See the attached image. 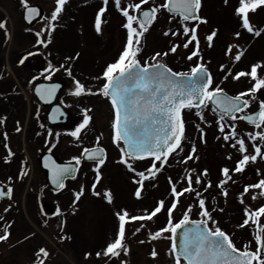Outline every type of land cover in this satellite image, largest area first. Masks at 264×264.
<instances>
[{"label":"rangeland","instance_id":"374dc122","mask_svg":"<svg viewBox=\"0 0 264 264\" xmlns=\"http://www.w3.org/2000/svg\"><path fill=\"white\" fill-rule=\"evenodd\" d=\"M0 1L4 2L0 12L3 13L4 18H7L9 33V39L5 40L6 45L1 53L2 63L7 67L5 70L9 71L8 66H13L14 61L21 53L27 54L34 51L37 56H33L30 60L34 61L39 57L45 59L49 64H51L50 57L53 56L51 54L53 50L56 55L65 50L75 53L74 55L77 57L73 59L70 56L72 60H67V62L71 66L79 62L83 70H73L70 83L71 96L67 101L73 115L84 117L87 114L92 118L90 128H93V134L101 138V144L107 151V161L100 168L99 182H96V172L94 171L97 164H81V174L69 186V193L66 191L67 195L64 198L26 200L28 188L33 189L35 191L33 194H35L37 191L43 192L42 186L44 185L35 168L31 174L29 173L30 176L27 177L24 186H19L17 189L18 205L16 209L19 207V210L8 214L5 225L0 227V235H3L6 226L11 225L7 229L10 233L8 240L0 242V264H37V253L41 248L46 249L49 253V256L44 258V264H174L171 241L164 238L156 240L150 238L151 234L165 227H157V221L168 220L166 211H162L151 221H135L126 224L127 248L129 249L127 255L122 252L119 257H105L104 255L97 257L96 253H102L108 243L115 238L118 230V220L115 216L117 211L127 209L131 215H143L145 210L155 208L160 200L165 201V209H167L173 200L169 178L178 190L182 189L187 186L185 177L189 171L195 180L197 175L207 170L208 175L201 176V183L198 185L193 183V188L199 192L206 187L208 182H211L212 186L208 191L217 195L229 212L226 214V220L220 219V226L234 239L235 245L238 248L245 244L256 246L254 239L257 231L256 225L250 220L248 225L241 228L239 225L242 223H239L238 216L241 213L246 216L244 215L246 210L255 212L260 207H264V190L249 188L247 192L244 191V186L255 185L264 179V156L258 157L255 162L250 161L242 173L235 172L234 163L239 162L242 154L238 151V146L233 148L230 144H225L226 141L223 137L217 134L215 128L219 127L218 115L216 116L206 109L203 111L204 119L202 121L194 111L183 113V121H187L188 126L186 140L182 145L183 152L175 153L171 157L168 163L163 166V170L158 174L156 180L145 181L141 194L142 199H137L134 193L138 185L133 181L138 177L129 172L124 165L118 163L120 151L109 141V126L113 113L104 101L107 98L100 95H73L78 80L85 84V89L98 92L104 81L102 75L106 66L115 62L123 50L126 31L122 25L125 20L116 10L114 0H109L107 11L102 17L104 21L102 34H97L94 24L100 8L104 7L103 0H68L63 13L56 21L54 30L56 32H50L51 43H48L50 30L46 31V29H49L51 15L56 8V0H27L29 3L40 5L47 15L41 25L32 29L27 28L22 21L19 0ZM139 2L140 0H122V6ZM162 3L163 0H149L148 4L142 5V9L158 7ZM238 6L239 0H228L227 4L225 0H202L201 16L207 20L206 24L201 23L197 28L202 61L197 57H193L191 61L187 59L193 51L192 45L195 42L185 49L182 45L187 38L182 34L179 36L164 35L170 29L182 33V27L178 19L168 17L165 11L161 10L157 14L156 21L142 39L143 50L139 58L142 62L146 59L150 61L156 52L167 51L169 55L164 58V62L173 71L190 72L197 63H203L212 74L214 85H219L225 93L235 96L240 92L248 91L255 83L250 76L241 77L239 80L233 79V77L241 71L250 72L253 65L262 66L258 69V75L264 77V9L259 7L254 13L249 14L254 32H261V35L256 36L241 27V20L235 15V9ZM190 26L192 25L190 24ZM214 30L217 31V36L212 42V47H209L206 36ZM237 31L240 32L239 39L235 36ZM40 39L45 41L46 47L38 43ZM173 44L181 45L174 54L169 51ZM229 45L235 46L231 56L226 54ZM239 52H242L243 55L237 62L234 57ZM222 65L224 71H221ZM229 72L231 75H228ZM226 75L227 79H225ZM97 77L101 78L97 79ZM261 100H264V89L256 93V99L251 101L247 112L257 109ZM223 123L225 124V133L230 131L229 125L235 124L236 133L239 134L238 138L245 139L248 149L245 154L255 155L253 143H250L252 140L248 139L246 134L264 131V129L245 127L240 120L225 119ZM209 128L215 130L207 132ZM200 129L203 130V134ZM96 135L88 133L87 143H91V137ZM254 143L261 147V152L264 154V142L256 140ZM190 145L196 146L194 159L183 163L182 161L191 152ZM36 153L35 150L31 152L33 160H35L33 154L36 155ZM81 153V147L72 143L69 152L70 160L75 161V158H80ZM229 156L231 159H228ZM151 163L152 161H137L134 163V167L137 171H144L151 166ZM157 166H160L159 163ZM225 167L232 170L230 172L232 179L225 184L228 193L226 197L220 192L221 189H218L219 183L224 179L222 169ZM214 183L215 185H213ZM94 184L95 191L99 192L100 196L92 194ZM82 188L83 195L73 207L74 194L80 192ZM22 191L21 197L20 192L22 193ZM106 191L112 193V204H108L104 198L103 194ZM253 196L256 198L253 199ZM241 199H243V203L240 202ZM44 201L55 208L54 219L48 217L44 212ZM197 203L195 193H186L180 197V202L173 211V221L178 222L182 219L188 206H192L191 213H189L190 218L201 219ZM11 205L13 202L2 205L1 211H4L5 214V209H10ZM259 223L264 226V216L259 218ZM138 228L139 231H137ZM167 235L169 234H165V236ZM141 241L144 242L141 243ZM153 249L158 253L155 259L150 255Z\"/></svg>","mask_w":264,"mask_h":264},{"label":"snow or ice","instance_id":"6c2138e0","mask_svg":"<svg viewBox=\"0 0 264 264\" xmlns=\"http://www.w3.org/2000/svg\"><path fill=\"white\" fill-rule=\"evenodd\" d=\"M23 7L29 14H36L37 9L30 7L27 0H21ZM149 0H140L139 3H128L122 6V0H114V6L118 12L124 17L125 22L122 27L126 30V42L118 59L115 62L109 63L104 72L103 80L105 83L98 92H92L90 89H85V86L76 82V90L73 93L75 96L81 95H100L109 99L112 110L113 120L111 128L113 131V144L120 151V160L118 163L124 165L129 171L134 173L135 179L133 182L138 185L134 195L137 199H142V191L144 189L145 181L156 180L158 174L163 170V165L167 162L168 157L172 153L183 152L182 141L185 139V126L182 119L184 110L191 111L197 109L196 115L203 121V111L212 105V111L217 113L219 120V131L225 133V124L223 121L228 117L232 121L244 120L249 124L254 125L256 129H264V100L259 102L258 115L244 114L236 115L237 113H245V110L250 107L252 100L256 99V93L264 89V77L258 75V69L261 65H253L250 72H239L233 79L239 80L241 77L250 76L255 83L253 87L245 92H240L235 96H228L223 88L219 85H214L213 78L208 71V68L203 63H197L192 67L190 72L173 71L165 62L164 58L169 55V52H156L149 60L141 61L140 54L142 52L141 42L149 28L157 19V14L164 10L171 14L172 18L179 17L182 33L180 31H166L165 36H179L186 37L183 43V48L187 49L190 44L194 43V51L187 57L189 61L193 57H197L202 61L199 51V38L197 36V28L199 24L207 23L206 19L199 16V10L202 6V0H163V3L158 7H152L150 10H142V5L148 4ZM228 0H225L227 4ZM68 0H56V8L51 15V23L49 25V39L51 43L50 32L55 30L56 21L59 19L64 6ZM109 0H103L104 7H101L95 18V31L97 34H102V24L104 21L102 17L107 11ZM264 6V0H239V6L235 9V15L241 20V27L249 33L254 35H261L260 31H255L250 23L249 14L254 13L257 8ZM190 22L194 23L190 26ZM0 29L6 30V22H0ZM40 35L39 33L37 34ZM217 36V31H212L206 36L208 46L212 47V42ZM237 39L240 37V32L235 33ZM38 43L47 44L43 39ZM180 44H173L169 51L176 53L180 48ZM234 45H229L226 49V54L231 56ZM242 52L235 55V61H240ZM23 63V60L20 61ZM221 71H224V66H221ZM70 74V70H69ZM228 75H231L229 72ZM101 77H97L100 79ZM50 79V77H49ZM227 79V75L225 76ZM56 87L51 88L38 87L36 94L41 100H49L54 94ZM248 97V99H245ZM90 111V110H89ZM91 117L85 114L83 123L71 133L73 137L79 139L81 129L89 125ZM3 123V120H0ZM41 127H43L41 125ZM230 131L223 135L225 141L232 140L231 147L237 148L242 154V158L236 164L234 169L237 173H242L247 164L255 162L258 157L264 156L261 152V147L253 143L255 155H248L245 139L238 138L235 124L229 125ZM19 131V128H17ZM201 134L203 130L200 129ZM51 135V134H49ZM248 139L255 142L259 140L264 142V131H257L255 133H247ZM5 139L7 137L5 136ZM100 137H97L96 146L93 148H84L81 156L84 159L94 160L97 167L96 182L100 180V168L106 161V150L100 146ZM196 148L193 145L191 154L187 156L182 162L187 163L188 160L194 159ZM12 153L9 150V156ZM198 159V157H195ZM150 159L151 166L144 171H137L134 163ZM228 159H231L229 156ZM5 162H9L6 158ZM77 165L81 163V158H75ZM159 162V167L157 163ZM46 167L48 165H45ZM76 169L72 167H61L56 165L52 168L53 183L59 188L64 187L63 180L66 176L71 175ZM229 168L222 169L224 179L221 180L218 187L222 194L226 197L227 190L225 184L232 179ZM22 173L21 175H26ZM207 170L200 175L193 177L191 171L185 177L187 186L182 189H177L176 185L171 184L172 203L165 209V201L157 202L155 208L145 210L143 215H131L127 209H121L115 213L118 220V230L115 238L108 243L103 252H97L96 256L100 257H119L123 252L128 254L126 224L135 221H151L162 211H166L168 217L167 224L155 233L151 234L152 240L169 239L171 241V254L173 255L174 264H264V226L259 223V218L264 216V207H260L255 212L250 210L245 211L248 217L241 225V228L248 225L251 220L257 228L254 235L255 243L257 245L255 250H251L249 244H245L243 249L237 248L231 236L223 231L218 222L213 219L211 213L206 207L204 199L200 198V192L193 188V183L200 184L201 176H207ZM211 182L206 184L205 190L210 188ZM249 188L264 190V179H261L255 185L246 186L244 191L247 192ZM13 189L7 187L6 191L0 187V197L7 196L11 199ZM195 193L200 209L199 220H192L189 213H191L192 206H188L182 219L178 222L173 221V211L177 208L180 197L185 194ZM92 194L100 196L99 192L95 191V184L92 187ZM83 195V188L80 192L74 194L75 202H78ZM104 198L108 204L113 203V196L110 191H106ZM253 199L256 197L253 196ZM243 203V199L240 201ZM8 209H5L7 211ZM191 225V227H189ZM211 225V226H209ZM11 225H7L4 234L0 235V242L7 241L9 238V231ZM180 230H183L182 233ZM139 231V228L137 229ZM165 234H169L165 236ZM179 236V245H177V237ZM144 241H141L143 243ZM151 257L155 259L158 253L153 249L150 253ZM37 264H44V258L49 256L46 249L41 248L37 253Z\"/></svg>","mask_w":264,"mask_h":264},{"label":"flooded vegetation","instance_id":"af4514ba","mask_svg":"<svg viewBox=\"0 0 264 264\" xmlns=\"http://www.w3.org/2000/svg\"><path fill=\"white\" fill-rule=\"evenodd\" d=\"M19 1L23 21L25 8L21 0ZM27 3L29 6H40L38 4ZM3 4L4 2L0 1V8L3 7ZM262 8L264 9V6ZM0 22H6V30L0 29V120H3V123H0V187L4 188L5 191L7 187L13 189L11 199L7 196L0 197V227H2L6 223L7 215L11 214L12 211L19 210V207L16 209L18 205L16 200L17 189L19 186H24L27 177L34 171V168L44 183L42 186L43 192L37 191L33 194L35 191L28 188L25 199L33 200L34 198L35 201H40L46 200L47 198H64L67 195L66 191L69 193V186L74 181L67 180L62 190H54L49 185L48 174L43 167V158L46 155H50L60 165L76 163L70 160L71 156L69 152L72 143L81 147V151L83 152L84 148H93L96 146L97 135L93 134V128H90L92 126V119L89 125L81 129L79 139L71 135V133L80 127L84 120V117H78L72 114L69 102L67 101L70 100L71 96L70 83L73 70H83L82 67L76 69L67 62V60H71V53L65 50L63 52L60 51V54L58 53L56 55L53 50V53H51L53 56L50 57L51 64L39 57L34 61L30 60L33 56H37L34 51L27 54L21 53L14 61V65L11 67L8 66L9 71L7 72L5 70L7 67L2 63L1 53L6 45V41L9 39V33L7 31V18H4L1 12ZM43 22L37 24L35 27L41 25ZM24 25L32 29L25 23ZM21 60H23V63L20 62ZM41 60L46 62L45 69L42 68ZM78 81L85 86L80 80ZM55 83L60 86L56 88L52 97L47 101L41 100L36 94V88L42 84L51 85ZM104 101L107 103L109 109H112L109 99H104ZM111 122L109 126V141L110 144L114 145L112 142L113 131ZM17 128H19V131H17ZM88 133L96 135L91 137V143H87L86 140ZM5 136L7 139H5ZM99 143L101 147L106 149L101 144V138ZM9 150L12 153L11 156H9ZM34 150L37 151L36 155L33 154L35 160L31 157V152ZM6 158L9 160L7 163L5 162ZM80 166L81 163L78 165V177L81 174ZM25 172L27 174L22 176L21 174ZM22 194L23 191L22 193L20 192L21 197ZM18 200L20 199L18 198ZM11 202H13V205L4 214V211H1L2 205ZM46 204L48 205L49 203L44 201V212L48 217L54 219L55 214L47 213L45 209Z\"/></svg>","mask_w":264,"mask_h":264},{"label":"trees","instance_id":"16d2710c","mask_svg":"<svg viewBox=\"0 0 264 264\" xmlns=\"http://www.w3.org/2000/svg\"><path fill=\"white\" fill-rule=\"evenodd\" d=\"M74 54L75 53H71V56L73 57V59H74V57H76V55H74ZM71 60H72V58H71ZM77 60L80 61L79 58H77ZM73 66L76 69L77 68H79V69L81 68L79 62L75 63ZM185 127H186V132H188V126H187L186 123H185ZM199 128H202V127H199ZM212 130H215V129L214 128H209L207 130V132L212 131ZM198 136H199V134L197 135V137ZM199 143L201 145L200 141H199ZM207 144L209 145L208 141H207ZM225 163H227V162H225ZM230 166H232V165H230ZM213 185H215V183ZM199 192L201 194L200 198L205 200L206 207H207L208 211L211 213L213 219L218 222L217 226H219L221 228V226H220L221 220L220 219L223 218L224 220H226L227 219L226 214L229 213L228 210L225 208V206L222 204V202H221L222 200H220L217 197V195L213 194L212 192H210L208 190H205V188L202 191H199ZM196 200H197V198H196ZM242 214L243 213L239 214V216H238L239 223H243L248 218L247 216H243ZM166 224H167V220L166 219L164 221L163 220H158L157 221V227L158 226L159 227L166 226Z\"/></svg>","mask_w":264,"mask_h":264},{"label":"water","instance_id":"95a60500","mask_svg":"<svg viewBox=\"0 0 264 264\" xmlns=\"http://www.w3.org/2000/svg\"><path fill=\"white\" fill-rule=\"evenodd\" d=\"M33 8H36L37 9V13L36 14H29L27 12V10L25 9L24 11V16H23V19L24 21L26 22V24H28L30 27H33L35 26L37 23L41 22L43 20V18L45 17V12L39 8V7H33ZM41 65H42V68L45 69V66H46V62L41 60ZM259 111V110H258ZM258 111L251 114V115H258ZM244 123L248 124V125H251L249 124L247 121H244L242 120ZM251 126H254V125H251ZM49 157H46L43 159V167L47 170L48 172V181L50 183V185L55 188L56 190H59L60 188L57 187L56 184L53 183V178H52V168L58 164L55 163V161H53L51 158ZM82 160L84 161H87V162H95L94 160H88V159H84L82 157ZM45 165H48L47 167ZM61 167H72V168H75L76 171L73 172L71 175H68L64 178L63 180V183L65 184V181L67 179H74L76 176H77V167L75 165H59ZM47 211L48 213H53V207H50V206H47ZM191 227V225L189 226ZM183 230H180V232L182 233ZM177 245H179V236L177 237Z\"/></svg>","mask_w":264,"mask_h":264}]
</instances>
